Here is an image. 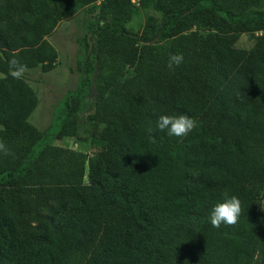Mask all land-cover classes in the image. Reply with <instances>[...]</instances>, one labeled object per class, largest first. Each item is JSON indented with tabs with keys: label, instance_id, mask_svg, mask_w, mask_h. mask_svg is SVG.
<instances>
[{
	"label": "trees",
	"instance_id": "1",
	"mask_svg": "<svg viewBox=\"0 0 264 264\" xmlns=\"http://www.w3.org/2000/svg\"><path fill=\"white\" fill-rule=\"evenodd\" d=\"M141 31L126 25L140 11ZM264 0H0V264H264ZM88 14L75 88L46 129L29 121L32 86L9 75L16 56L52 70L47 39ZM247 33L250 44L237 45ZM90 40H94L89 50ZM184 62L169 68L170 54ZM84 119L93 155L52 138ZM185 114L186 137L157 128ZM86 179V180H85ZM236 195L235 226L214 228ZM257 201V202H256Z\"/></svg>",
	"mask_w": 264,
	"mask_h": 264
},
{
	"label": "rangeland",
	"instance_id": "2",
	"mask_svg": "<svg viewBox=\"0 0 264 264\" xmlns=\"http://www.w3.org/2000/svg\"><path fill=\"white\" fill-rule=\"evenodd\" d=\"M134 2H137V0H134ZM147 15H154L156 18H160V12L150 6L145 11H140L126 26L132 31H141L145 25V17ZM88 22L89 16L84 13H79L74 17L60 21L54 32L47 36V39L58 51V61L55 67L47 72H42L39 68L29 69L24 76L38 97L37 106L31 113L29 121L41 130L49 126L58 98L75 88L78 79L84 77L83 71L78 72L76 61L85 52V44L82 38L88 33ZM88 35L89 37L91 36L90 34ZM250 42L249 34L243 33L240 35L237 45L247 47ZM90 43L91 49H93L94 40H90ZM96 80L95 73L93 75V84L83 101L84 108L80 112V126L77 133L70 137H57L54 135L51 142L53 145L61 147L68 152H83L87 155H93L98 151V147L90 142L86 129L88 125H86L84 120L89 114L86 109L87 102L94 100V84Z\"/></svg>",
	"mask_w": 264,
	"mask_h": 264
},
{
	"label": "clouds",
	"instance_id": "3",
	"mask_svg": "<svg viewBox=\"0 0 264 264\" xmlns=\"http://www.w3.org/2000/svg\"><path fill=\"white\" fill-rule=\"evenodd\" d=\"M184 62L183 53L170 54L168 67H178ZM9 75L14 79H23L29 71L26 64L13 56L9 61ZM198 122L188 115H160L157 120V128L162 132H167L169 136L186 137L197 127ZM0 151L5 155L10 154L3 140H0ZM242 213L241 201L236 195L225 194L221 202L215 204L209 216L211 225L220 228L221 225L235 226Z\"/></svg>",
	"mask_w": 264,
	"mask_h": 264
},
{
	"label": "water",
	"instance_id": "4",
	"mask_svg": "<svg viewBox=\"0 0 264 264\" xmlns=\"http://www.w3.org/2000/svg\"><path fill=\"white\" fill-rule=\"evenodd\" d=\"M87 38H89V35L87 36ZM91 49V43L89 44V50Z\"/></svg>",
	"mask_w": 264,
	"mask_h": 264
},
{
	"label": "built area",
	"instance_id": "5",
	"mask_svg": "<svg viewBox=\"0 0 264 264\" xmlns=\"http://www.w3.org/2000/svg\"><path fill=\"white\" fill-rule=\"evenodd\" d=\"M134 2V0H132Z\"/></svg>",
	"mask_w": 264,
	"mask_h": 264
}]
</instances>
